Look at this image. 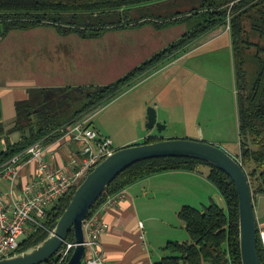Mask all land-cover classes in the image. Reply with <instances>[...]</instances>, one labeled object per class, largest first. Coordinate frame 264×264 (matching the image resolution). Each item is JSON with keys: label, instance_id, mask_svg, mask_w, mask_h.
<instances>
[{"label": "trees", "instance_id": "1", "mask_svg": "<svg viewBox=\"0 0 264 264\" xmlns=\"http://www.w3.org/2000/svg\"><path fill=\"white\" fill-rule=\"evenodd\" d=\"M246 22H251V30L263 40L264 0H0L1 38L16 30L29 31L40 27H54L61 36L77 34L83 39H98L112 30L146 25L165 29L186 24L188 28L180 39L111 84L30 90L29 98L16 104L13 127L7 130L0 122V140L14 133L21 136L15 143L6 139L0 164L37 142H54L160 63L184 52L203 36L217 37L220 35L217 29L229 27L239 86L241 154L236 158L249 177L254 199L264 196V44L250 40ZM251 47H255L252 53ZM161 140L164 139L149 138L144 143ZM204 166L209 170L208 179L224 197L227 210L215 202L201 209L184 206L179 216L186 225L190 240L169 242L164 248L167 255L155 264H242L240 199L236 185L225 172L198 159L160 158L132 166L111 184L89 217L109 197L150 176L170 171L195 172ZM77 188L47 211L42 221L44 227L26 233L18 252L47 239ZM68 241H75L74 232ZM258 251L264 264V244L260 235ZM57 263L55 257L45 264Z\"/></svg>", "mask_w": 264, "mask_h": 264}, {"label": "crops", "instance_id": "2", "mask_svg": "<svg viewBox=\"0 0 264 264\" xmlns=\"http://www.w3.org/2000/svg\"><path fill=\"white\" fill-rule=\"evenodd\" d=\"M46 28L48 27L29 31L16 30L23 34L16 36L17 32L13 31L6 38L0 37V122L6 126L7 130L12 128L15 122L16 104L27 100L32 89L101 86L89 83L91 79L84 81L85 76L89 75L86 74L87 71L91 70V66L86 67L85 60L87 56L95 53L94 50L101 51L104 55L109 56V54L104 47L101 50L96 46L89 47L96 45L89 42L102 39L112 31L139 29L112 30L98 39H83L77 34L61 36L58 32L46 36L42 32ZM165 29H157V31ZM128 51L130 50L127 46H121V43H118L111 54ZM115 100L106 107H100L86 115L82 123L96 130L101 137L110 138L117 150L143 144L149 138L220 142L217 141L220 139L216 137L220 125L211 123L208 113H206L207 127L205 128L185 129L182 132L172 133L171 136H161L157 128L148 129V105H153L157 110L158 120L167 124L166 127H168L164 131L169 130L167 118H172L175 112L179 113L181 105L194 111L197 108L195 104L188 103L164 105L158 100L151 101L152 99L146 96L143 97L140 108L130 111L135 120L132 131L126 128L119 130L114 124L117 122L118 114L122 115V110L108 113L109 108H107ZM162 110L166 114L163 118H161ZM128 113L129 111L124 112L122 116H128ZM235 113L233 109L234 116H236ZM6 139L15 143L21 139V136L19 133H14L0 140V153L6 148ZM46 147L47 161L51 162V153H55L58 158L57 165L72 171L76 170L77 167H74L72 163L76 155L80 153V146L74 140L63 135L54 142L46 144ZM37 169L36 161L30 158L26 160L15 184L16 193H24L25 187L33 181ZM208 172L209 170H203V168L195 172H165L150 176L125 189L126 197L123 200L102 211L104 220L108 224V229L101 236V246L107 261L110 264H155L167 255L164 248L169 242L189 241L186 225L179 213L184 206L201 209L216 203L214 192L217 188H214V184L208 179ZM3 191L7 200L10 201L13 192L9 181L3 183ZM215 195H220V201H224L222 194L216 192ZM255 209L259 235L262 237L264 236V196L255 198Z\"/></svg>", "mask_w": 264, "mask_h": 264}, {"label": "rangeland", "instance_id": "3", "mask_svg": "<svg viewBox=\"0 0 264 264\" xmlns=\"http://www.w3.org/2000/svg\"><path fill=\"white\" fill-rule=\"evenodd\" d=\"M245 26L249 30L248 36L252 42L264 44V39L261 40L251 30V22H246ZM226 29L227 31H225ZM187 30L186 24L175 25L162 31H157L156 28L148 25L139 29L112 31L102 39L91 41L89 43L96 45L87 46H96L100 50L104 47L109 56L93 49L95 53L87 56L85 60L86 67L91 66V70L87 71L86 74L89 75L85 76L84 81L91 79L89 83L98 85L113 83L180 39ZM229 30V27H221L216 30L220 33L217 37L203 36L184 52L160 63L138 78L132 85L126 87L122 94L115 98L116 100L113 99L114 103L107 107L109 108L108 113L122 110L123 115L124 112L129 111L128 116L118 114L115 127L119 130L126 128L132 131L135 120L130 111L142 106L141 102L144 96L150 97L151 101L158 100L164 105L167 103L195 104L197 108L195 111L181 105L180 114L175 112L172 118L168 117L169 130L161 133V136H171L172 133L195 127L205 128L207 127L206 113H208L210 122L220 125L216 135L220 139L217 141L220 142H212V144L220 146L235 158L241 154L238 116L239 86ZM16 32V36L23 34L21 31ZM42 32L47 36L57 31L55 28L48 27ZM118 43H121V46H127L130 51L111 54L112 49ZM254 48H250V53L255 51ZM94 54L95 57H93ZM111 102L104 103L101 108ZM151 107L154 106L148 105L147 113ZM233 109L236 111V116L233 115ZM165 115L162 110L161 118ZM159 122L161 121L159 120ZM202 168L203 170L208 169L206 166ZM217 190L219 189L217 188ZM217 190L216 192L221 194ZM216 192H214L216 204L227 210L225 199L221 202L220 195L216 196Z\"/></svg>", "mask_w": 264, "mask_h": 264}, {"label": "water", "instance_id": "4", "mask_svg": "<svg viewBox=\"0 0 264 264\" xmlns=\"http://www.w3.org/2000/svg\"><path fill=\"white\" fill-rule=\"evenodd\" d=\"M148 129L162 133L156 108L148 110ZM189 157L207 162L231 177L239 194L242 264H262L258 251L259 226L249 177L242 164L220 146L193 139H168L118 149L95 166L78 186L68 208L42 243L0 259V264H45L58 256L71 232L75 248L66 264H84L87 255L85 225L95 204L126 170L141 162L160 158Z\"/></svg>", "mask_w": 264, "mask_h": 264}, {"label": "built area", "instance_id": "5", "mask_svg": "<svg viewBox=\"0 0 264 264\" xmlns=\"http://www.w3.org/2000/svg\"><path fill=\"white\" fill-rule=\"evenodd\" d=\"M66 137L80 146L72 165L76 170L57 165V154L51 153V162L46 160L48 149L45 140L37 142L26 151L0 164V259L18 253L23 237L36 227H44L42 221L47 211L57 205L87 174L105 158L117 151L110 138L101 137L85 123L75 125ZM37 162L38 169L33 181L23 194L15 192V184L27 159ZM10 182L13 192L9 201L3 191V183ZM126 197V190L108 200L88 218L85 225L87 255L84 264H110L101 246V236L108 229L102 211L116 205ZM142 225V224H141ZM264 241V236H262ZM75 248V242L67 241L60 250L57 264L67 262Z\"/></svg>", "mask_w": 264, "mask_h": 264}]
</instances>
